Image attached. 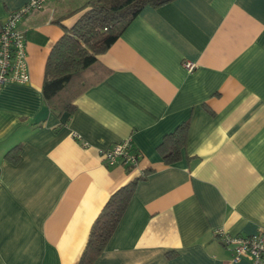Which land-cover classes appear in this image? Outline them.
Returning <instances> with one entry per match:
<instances>
[{
  "label": "crops",
  "instance_id": "crops-1",
  "mask_svg": "<svg viewBox=\"0 0 264 264\" xmlns=\"http://www.w3.org/2000/svg\"><path fill=\"white\" fill-rule=\"evenodd\" d=\"M27 1L0 0V23ZM87 1L48 0L18 24L30 78L0 88V264H79L106 201L133 179L91 264H251L216 234L264 232V0L145 6L97 55L92 72H108L58 113L42 94L46 59ZM183 122L166 163L157 146ZM128 137L137 167L103 165L99 150Z\"/></svg>",
  "mask_w": 264,
  "mask_h": 264
},
{
  "label": "trees",
  "instance_id": "trees-1",
  "mask_svg": "<svg viewBox=\"0 0 264 264\" xmlns=\"http://www.w3.org/2000/svg\"><path fill=\"white\" fill-rule=\"evenodd\" d=\"M171 0H88L83 13L52 46L45 63L42 94L53 111L72 113L74 100L108 70L93 71L97 55L105 52L122 30L145 7H158ZM186 122L164 135L157 146L166 163L179 158L186 142ZM12 162L19 157V146L6 153ZM131 169V168H130ZM139 178H142L140 175ZM137 179L115 191L95 219L79 264H91L104 250L125 212Z\"/></svg>",
  "mask_w": 264,
  "mask_h": 264
},
{
  "label": "built area",
  "instance_id": "built-area-1",
  "mask_svg": "<svg viewBox=\"0 0 264 264\" xmlns=\"http://www.w3.org/2000/svg\"><path fill=\"white\" fill-rule=\"evenodd\" d=\"M48 0H29L22 6L10 11L0 23V88L5 82L26 83L29 81V71L26 59L25 40L18 24L23 17L34 11L41 10ZM185 67L191 70L194 65L185 62ZM76 138H80L75 135ZM82 141V145H86ZM103 165L112 167L125 166L136 168L140 152L133 148L131 138L117 141L99 150ZM221 242L232 250V260L238 261L243 255L252 258L251 264H264V232L259 231L250 235H230L217 231Z\"/></svg>",
  "mask_w": 264,
  "mask_h": 264
}]
</instances>
